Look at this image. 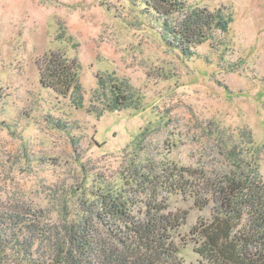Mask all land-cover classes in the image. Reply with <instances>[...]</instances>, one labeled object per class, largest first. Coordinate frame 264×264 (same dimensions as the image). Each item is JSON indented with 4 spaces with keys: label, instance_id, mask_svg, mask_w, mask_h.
I'll return each mask as SVG.
<instances>
[{
    "label": "rangeland",
    "instance_id": "374dc122",
    "mask_svg": "<svg viewBox=\"0 0 264 264\" xmlns=\"http://www.w3.org/2000/svg\"><path fill=\"white\" fill-rule=\"evenodd\" d=\"M184 1L234 20L190 59L168 46L144 0H0L3 212L31 209L56 235L54 226L80 212L74 189L97 178L120 186L150 162L157 176L176 166L193 174L188 184L204 187L256 169L264 195V0ZM52 59L79 73L84 107L42 83ZM101 79L108 88L128 85L132 108L100 118ZM195 196L162 195L169 212L187 214L174 235L181 264L203 263L192 230L217 207L203 208ZM45 247L36 245L33 258ZM0 264L30 263L15 248L0 251Z\"/></svg>",
    "mask_w": 264,
    "mask_h": 264
},
{
    "label": "trees",
    "instance_id": "16d2710c",
    "mask_svg": "<svg viewBox=\"0 0 264 264\" xmlns=\"http://www.w3.org/2000/svg\"><path fill=\"white\" fill-rule=\"evenodd\" d=\"M144 5L160 20L168 46L187 59L195 56V48L214 39L217 31L229 33L234 22L220 10L210 12L184 0H144ZM47 70L42 83L62 95L72 93L75 105L84 107V87L74 67L52 59ZM101 82L106 99L100 97L101 106H97L100 118L107 112L132 108L128 85L113 82L108 88L106 80ZM138 167L132 173L135 180L126 178L120 186L97 178L74 189L80 212L73 221L65 219L63 228L54 226L56 235H51L53 228L40 226V217L31 209L11 214L0 209V251L16 248L30 264H181L174 235L187 214L169 212L162 195L193 192L203 208L210 201L217 206L211 221H202L192 230L202 264H264V195L255 185L256 169L254 177L233 176L225 182H207L204 187L188 184L185 179L191 172L183 168L161 169L168 174L165 177L157 176L152 162ZM131 187L145 200H136ZM194 187L199 189L192 191ZM248 209L255 211L249 229L243 224ZM9 231L16 238L8 240ZM36 245L46 246L38 259L33 258Z\"/></svg>",
    "mask_w": 264,
    "mask_h": 264
}]
</instances>
